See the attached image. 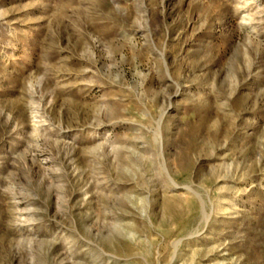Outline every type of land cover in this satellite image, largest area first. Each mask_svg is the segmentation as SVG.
Wrapping results in <instances>:
<instances>
[{
	"label": "rangeland",
	"instance_id": "obj_1",
	"mask_svg": "<svg viewBox=\"0 0 264 264\" xmlns=\"http://www.w3.org/2000/svg\"><path fill=\"white\" fill-rule=\"evenodd\" d=\"M0 264H264V0H0Z\"/></svg>",
	"mask_w": 264,
	"mask_h": 264
}]
</instances>
